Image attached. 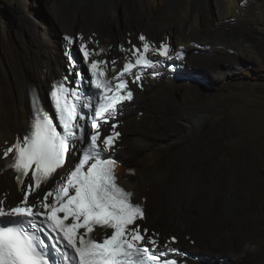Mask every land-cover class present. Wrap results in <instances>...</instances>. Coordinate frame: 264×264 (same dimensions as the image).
I'll return each mask as SVG.
<instances>
[{"label": "bare ground", "instance_id": "1", "mask_svg": "<svg viewBox=\"0 0 264 264\" xmlns=\"http://www.w3.org/2000/svg\"><path fill=\"white\" fill-rule=\"evenodd\" d=\"M51 1L56 8L55 19L61 25L63 34H84L86 40H94L97 46L105 50L104 59H118V66L126 55L119 49V45L129 47L128 41H139V33L142 29H146L150 38L156 42L170 40L175 46H186L189 50L187 62L191 67L200 68L198 60L204 59L216 67L232 68L235 65L232 60L241 59L243 56L230 55L229 48L233 51L238 47L235 41L233 45L227 44L228 34H231L227 28L235 26V23L244 24L241 33L247 37V41L242 39V47L239 48L241 53L244 48L246 52L252 51L248 37V34L252 32L251 19L256 20L254 25L257 30L264 28V0H221L216 14L204 9L210 7L207 0H143L145 15L136 18L133 24L128 22L129 28L126 31L122 30L120 37L116 35L117 27L111 19L118 11L121 0ZM195 1L201 2L202 7H195ZM109 2H112V8L107 7ZM82 3L98 5L94 17L92 15V18L86 19L88 12L79 10L80 7H78ZM63 9L70 10L65 14ZM84 15H86L85 18ZM3 29V38L0 37V149L13 143L17 137H21L29 130L32 112L29 101L31 93L36 89L41 93L49 90L52 79L66 67L63 50L58 52L57 47L55 52L53 39H42L33 35L29 41L22 34L15 39L11 37L12 32L10 33L6 26ZM119 30H121L120 27ZM198 44L203 48L199 49ZM224 58L230 61V64L225 62ZM203 70L210 73L215 80L221 79L218 78V71L215 68L203 67ZM188 78L193 80L190 73H180L173 76L171 80L166 78L161 83L156 82L154 87L148 88V94L138 93L136 109L128 106L123 118L124 126L121 128H124L130 140L127 147L129 160L126 161V165L120 167V171L122 175L134 173V176L125 183L126 186L129 187L128 184L131 186L129 188L135 192L138 202L146 207L149 205L154 208L152 217L151 215L147 217V226L156 223L163 231L159 230L162 236L174 230L192 250L210 251L215 255L218 250L230 247L218 241L217 227L211 230L209 223L203 222L198 214L212 211L215 198L219 196V188H215L219 185L214 184L209 188V193L204 199L196 200L188 206L189 198L197 196L200 192V188L197 187L199 184L195 183L197 181L194 177L190 182L181 179L180 176L183 169L192 166L190 165L192 160H187L185 163L179 160L173 163L172 159L163 158L162 155L163 151L169 148L170 137L175 130H178V126L182 131L191 129V132L200 133L205 131L208 125L209 113L197 112L194 106L197 99L200 101V85L196 87L194 81L191 82ZM178 82L185 91L184 102L180 106L191 108L192 112L183 113L184 110H180L179 106L175 107L168 103L169 97L178 90L179 86H176ZM173 120L175 123L172 122ZM216 127V125L212 126L208 131V137L211 140H217L220 137L221 126ZM162 135H165V139L161 142ZM122 139L117 148L121 146L123 149L124 138ZM132 142L149 146L135 148L131 145ZM217 155L221 156L222 153ZM247 155L255 154L241 150L239 156L232 160V164L239 166L241 162L244 163ZM200 159L201 157L197 158V161ZM3 163V160H0V198L6 197L8 203L15 204L18 201L17 197L21 196L20 186L17 184L16 176L8 168L3 167ZM263 169L260 166L255 167L253 173L255 176L264 175ZM262 170L263 172L259 173ZM173 178H179V180L176 184L170 185ZM262 182L264 183V180ZM233 204V200L224 197L221 207L213 210L214 219L220 221L219 224L228 235V225L223 223L222 212L231 209ZM150 219L154 222L150 223ZM193 220H197L198 223L194 225ZM258 234L260 236L264 232L261 230ZM226 237L222 235V238ZM191 238L196 240L194 247L190 246ZM228 251L223 257H228ZM242 252L243 250L239 248L234 253V258L239 264L243 258L235 255Z\"/></svg>", "mask_w": 264, "mask_h": 264}, {"label": "snow or ice", "instance_id": "2", "mask_svg": "<svg viewBox=\"0 0 264 264\" xmlns=\"http://www.w3.org/2000/svg\"><path fill=\"white\" fill-rule=\"evenodd\" d=\"M139 40L142 45L121 49L127 55L118 66L116 59H96L105 50L89 48L81 37L78 51L89 75L69 48L66 56L77 86H68L67 77L50 86L54 114L34 96L29 130L0 149L3 167L15 172L21 190L15 204L0 198V264H178L160 251L177 249L141 229L137 221L145 219L144 209L133 202L134 193L118 184L117 161L105 155L121 135L117 125L101 138V122L114 119L118 106L133 98L128 77L138 83L137 70L148 69L159 75L155 68L161 61L148 54L172 59L166 43L153 47L143 35ZM84 80L97 92L78 91ZM73 155L76 162L66 168ZM175 242L173 237L170 243Z\"/></svg>", "mask_w": 264, "mask_h": 264}, {"label": "rangeland", "instance_id": "3", "mask_svg": "<svg viewBox=\"0 0 264 264\" xmlns=\"http://www.w3.org/2000/svg\"><path fill=\"white\" fill-rule=\"evenodd\" d=\"M207 3L210 7L204 9L215 14L218 13L221 0H207ZM194 6L202 7V3L195 1ZM78 7H80L79 10L88 12L84 18L86 16V19H89L92 18V15L94 17L98 5L82 3ZM107 7L112 8V2H109ZM55 9L51 0H0V37L3 38V28L6 26L10 33L12 32L11 37L15 39H18L20 34L29 41L33 35L42 39L51 38L55 41L54 50L58 47V52L62 51L63 29L55 19ZM69 10L63 9L62 11L66 14V11ZM141 15H145L143 0H121L118 11L111 19V22L115 23L117 27L116 35L120 37L121 31H126L129 28L128 22L135 23L136 18ZM254 21L256 20L252 18L250 27L252 32L248 34L252 45L251 52H246L245 48L242 53L239 52V48L242 47V39L247 41V37L241 33L244 24L235 23V26L227 28V31L231 33L228 34L227 44L233 45L235 41L238 47L233 51L229 48L230 55L243 56L241 59L232 60L235 64L234 67H216L204 59H202L203 62L198 60L200 68L192 66L194 72L197 70L200 73L197 78L193 75L191 78L196 81V87L200 85V101L197 99L194 106L197 112L209 113L207 116L208 125L206 130L200 133L191 132V129L182 131L178 126V130H175L170 137L169 148L162 153L163 158L172 159L173 163L179 162V160L181 163L192 160V164H190L192 166L183 169L184 171L180 174L181 179L192 182L194 177V180L197 181L194 182L199 184L197 187L200 188V192L197 196L189 198L188 206L196 200L204 199L209 193V188L214 184L219 185L216 186L217 188L214 187L215 189L219 188V196L215 198L212 211H205L198 215L203 222L209 223L211 230L217 227L218 241L230 248L218 250L215 255L210 251H206V253L199 249L196 250L197 252L192 250L197 254L211 257L208 262L212 264L217 262L239 264L234 258V253L239 248L243 252L235 256L243 258L240 261L241 264H264V234L260 236L258 234L261 230L264 232V183L262 182L264 175L255 176L253 173L255 167L264 168V28L260 31L257 30ZM249 30L251 31V29ZM141 31L150 36L148 30L142 29ZM56 56L58 58L57 54ZM224 61L230 64L226 58ZM203 67L215 68L218 71V78L221 79L215 80L210 73L203 70ZM195 74L197 73L195 72ZM163 81L165 80L158 83ZM155 85L156 83L149 87ZM176 86H179V91L177 90L174 95L169 97L168 103L175 107L179 106L180 110H184L183 113L192 112L191 108L180 106L184 102L185 91L182 90L179 82L176 83ZM142 94H148V88ZM172 122L175 123V120ZM215 125L216 128L221 126L220 137L217 140H211L208 137V131ZM121 129L124 134V151L120 150L119 154L128 161L127 147H129L130 140L127 138L124 128ZM164 139L165 135H162L160 141L162 142ZM131 145L135 148L149 146L139 142H132ZM241 150L253 152L255 155H247L244 163L241 162L239 166H235L232 164V160L239 156ZM218 153H222V155L218 156ZM199 157L201 159L197 161ZM127 166L129 167V165ZM178 180L179 178L171 179L170 185L176 184ZM20 197L18 196L17 200ZM224 197L234 201L231 209L222 212L223 223L228 225L229 235L219 224L220 221L214 219L213 213V210L221 207ZM147 206L152 217L154 208ZM149 222L154 221L150 219ZM197 223V220H193L194 225ZM152 228H156V226H152ZM160 231L163 232L162 229ZM175 233L177 232L174 231L172 234L180 235ZM222 235L227 237L222 238ZM181 239L182 242L179 246L191 250L185 246L187 244L184 243L182 237ZM191 246H195V244L191 243ZM226 251H228V257H223Z\"/></svg>", "mask_w": 264, "mask_h": 264}, {"label": "clouds", "instance_id": "4", "mask_svg": "<svg viewBox=\"0 0 264 264\" xmlns=\"http://www.w3.org/2000/svg\"><path fill=\"white\" fill-rule=\"evenodd\" d=\"M140 35H143L147 39V41H149L151 43V45L153 47L158 46L160 43H166L167 45H169V47L173 50L172 51V59L165 60L164 58H161L157 55H153L150 52L148 55L151 59L161 61V63L159 65H157L155 68V71L159 72V75L153 76L152 75L153 69H148V70H142V71L137 70V71H139V74L141 76V80L138 83H132L131 82L132 77H128L129 88L133 92V98L129 101H124L122 105L118 106L120 108V111L117 113V115L115 116L114 119H109L107 124L101 122V127H100L101 138H103L104 136L111 133V131H112V129L110 128L111 124H116L117 127L115 130L121 133V135L116 139L113 150L110 152H106L105 155L109 156L111 158H114L117 161L114 171H115V175L117 177L118 184L121 187H123L125 190L134 193L133 202L139 203L144 209L145 219L137 221V223L139 224L141 229L142 230L147 229L148 236H151L153 233L157 234L156 238L158 239V241L160 242L161 245H163L164 243H168L169 248H174V249L178 250L177 252H169L167 249L161 248L160 251L164 252L165 257L175 258L177 260L178 264H192V263H194V264H197V263L206 264V263H208V260H210L211 257L208 258L209 256L208 257H207V255L205 256L204 253H203L204 255H201V254L195 253L197 251L193 252L194 250L192 251V249L190 250L187 248L180 247L179 245L182 242V239H181V236L179 234L178 235L180 237L177 235H173L172 233L174 231H172L168 235L162 236V233H160L157 225L147 226V217H148V215H150V213L148 212V208L144 204H142L141 202L137 201L135 192L132 189H130L129 187H127L125 184L130 178H132L134 176V173L130 172V173H127L125 175H122V173L120 171V167H122L123 165H126V159L122 158L119 154V151L122 150L121 146L119 148H117V146L120 145V143L123 141L122 138L124 136L122 129H120V128H121V126H124L123 118L126 115L128 106H132L135 109L137 108L135 102L137 100L138 93L145 92L147 90V88H149V86H152V84H154L156 82L166 80V78L171 80V78L173 76L179 75L180 73H190V76L193 75L195 78H197L198 74H200L199 71H197V70H196L197 74H195L193 68L190 65H188L187 59L189 57V50L187 49L186 46H184V45L175 46L174 44H172L173 42L170 40H166V42L163 41L160 43L156 42V41L152 40L150 38V36L145 35L143 33V31H141L139 33V36ZM66 37H69L74 41V43L71 46L69 45L68 41L65 39ZM81 37L83 38V41L88 42L89 48H91V49H103L102 47L100 48L99 46H97L94 43V40H86V36L84 34H76V35L63 34L62 39L64 41V45L62 47V50H63V56L66 60V67L60 71V74L57 77H54L52 79L53 81H51L50 86L52 84L58 82V81L64 80L65 77L68 78V86H70V87H76L77 86V83H76L77 78L71 74V69L69 67L68 58L66 56V52L69 50V48L71 50L72 55L76 58V60L80 61L79 67L84 70V74L89 75L87 73L86 65H84L82 62V54H80L78 51L79 44L81 43ZM128 42H129V47H125L122 44H120L119 49L120 50L122 48L123 49H129L132 47V45L140 46L143 43L140 40L139 41L130 40ZM198 46H199V49L203 48L202 45L198 44ZM176 52H182L183 58L182 59H176L175 58ZM126 55H127V53H126ZM96 59H104L103 54L101 56H97ZM105 60H108V59H105ZM116 60L119 61L118 59H116ZM188 80H190V79L188 78ZM190 81L191 82L194 81V83L196 82L195 80H190ZM77 90L84 92L87 95H91V94L97 92L96 89L89 88V84H88L87 80L80 82L79 86L77 87ZM37 94L39 96V101L42 103V106L44 108H46L50 114H54V108L50 104L49 90H46L44 93H41L38 89H36L35 92L31 93L30 100H29L31 103H32L33 97L36 96ZM82 111L88 112L89 110L88 109H82ZM56 122L58 123V121H56ZM82 122H87V118L85 121H82ZM17 138H19V137H17ZM75 162H76V156L75 155L70 156L66 162L65 167L71 168V166ZM8 170L11 171L12 174L16 176V174L13 170H10V169H8ZM60 171L62 172L63 169ZM27 182L28 181L26 180L25 183H27ZM36 194L40 195L39 192H37ZM20 195H21V191H20ZM2 199H5L7 202L6 197H3ZM29 199H31V196L29 197ZM8 204H10V203H8ZM152 226H156V228L151 229ZM175 234H177V233H175ZM173 237H175L176 242L170 243V241L172 240ZM191 240H195V239H192V238L190 239V241H189L190 246H191V243L196 245V241H191ZM185 246L189 247L188 245H185ZM192 247H194V246H192Z\"/></svg>", "mask_w": 264, "mask_h": 264}, {"label": "flooded vegetation", "instance_id": "5", "mask_svg": "<svg viewBox=\"0 0 264 264\" xmlns=\"http://www.w3.org/2000/svg\"><path fill=\"white\" fill-rule=\"evenodd\" d=\"M127 161V160H126ZM129 187H131L129 184H128Z\"/></svg>", "mask_w": 264, "mask_h": 264}]
</instances>
